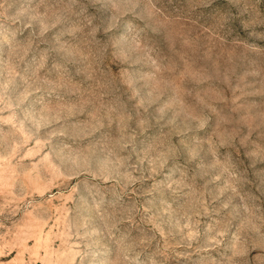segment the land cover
Masks as SVG:
<instances>
[{
    "label": "rangeland",
    "instance_id": "obj_1",
    "mask_svg": "<svg viewBox=\"0 0 264 264\" xmlns=\"http://www.w3.org/2000/svg\"><path fill=\"white\" fill-rule=\"evenodd\" d=\"M0 264H264V0H0Z\"/></svg>",
    "mask_w": 264,
    "mask_h": 264
}]
</instances>
